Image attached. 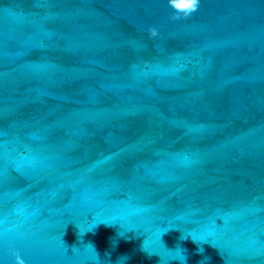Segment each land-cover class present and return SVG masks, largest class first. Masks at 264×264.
<instances>
[{"label": "water", "instance_id": "1", "mask_svg": "<svg viewBox=\"0 0 264 264\" xmlns=\"http://www.w3.org/2000/svg\"><path fill=\"white\" fill-rule=\"evenodd\" d=\"M173 14L0 0V264H264V0Z\"/></svg>", "mask_w": 264, "mask_h": 264}, {"label": "clouds", "instance_id": "2", "mask_svg": "<svg viewBox=\"0 0 264 264\" xmlns=\"http://www.w3.org/2000/svg\"><path fill=\"white\" fill-rule=\"evenodd\" d=\"M169 7L174 10V14L172 15L173 20L184 19L190 16L191 14L195 13L198 10L200 0H190L189 4L181 3V0H168ZM149 38H155L158 35V31L156 28H149L148 29ZM187 237L183 238L186 239ZM93 246V245H92ZM94 247V246H93ZM143 250V245H142ZM200 251V249H199ZM201 252V251H200ZM15 256V264H25L24 259L18 254L14 253ZM119 259L128 260L129 257L124 255L119 257ZM119 259L117 261H119ZM187 257L185 256V260Z\"/></svg>", "mask_w": 264, "mask_h": 264}, {"label": "snow or ice", "instance_id": "3", "mask_svg": "<svg viewBox=\"0 0 264 264\" xmlns=\"http://www.w3.org/2000/svg\"><path fill=\"white\" fill-rule=\"evenodd\" d=\"M181 3H183V4H189L190 3V0H181Z\"/></svg>", "mask_w": 264, "mask_h": 264}]
</instances>
